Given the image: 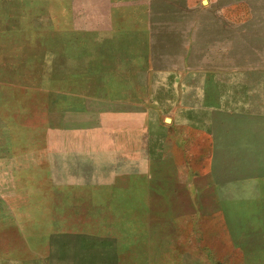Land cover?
Listing matches in <instances>:
<instances>
[{
    "label": "rangeland",
    "instance_id": "1",
    "mask_svg": "<svg viewBox=\"0 0 264 264\" xmlns=\"http://www.w3.org/2000/svg\"><path fill=\"white\" fill-rule=\"evenodd\" d=\"M70 253L264 264V0H0V264Z\"/></svg>",
    "mask_w": 264,
    "mask_h": 264
},
{
    "label": "crops",
    "instance_id": "2",
    "mask_svg": "<svg viewBox=\"0 0 264 264\" xmlns=\"http://www.w3.org/2000/svg\"><path fill=\"white\" fill-rule=\"evenodd\" d=\"M70 232H72V231L69 230V229H67L66 227H65L64 230H62V233H70ZM72 233H73V232H72ZM50 245H52V244H50ZM66 245H68V242H66ZM50 248L52 249V247H50ZM68 248H69V247H67L66 249L68 250V252H70ZM68 252H66V253H68ZM70 254H71V253H70ZM75 256H76V255H75ZM75 256H73V255L71 254V256H69V255L63 256V258H65V260L72 261V262H73L72 264H81L80 262H77Z\"/></svg>",
    "mask_w": 264,
    "mask_h": 264
}]
</instances>
